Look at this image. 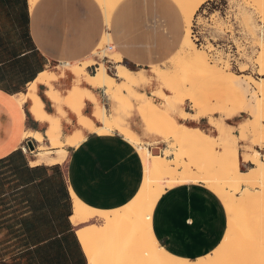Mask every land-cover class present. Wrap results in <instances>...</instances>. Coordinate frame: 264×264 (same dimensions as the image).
I'll return each mask as SVG.
<instances>
[{
    "label": "crops",
    "instance_id": "0c3cea01",
    "mask_svg": "<svg viewBox=\"0 0 264 264\" xmlns=\"http://www.w3.org/2000/svg\"><path fill=\"white\" fill-rule=\"evenodd\" d=\"M140 1L146 5L142 39L165 58L183 41L176 27H186L182 9L179 5L172 9L168 0H152L154 8L148 0ZM119 27L116 21L114 27L109 25L115 40ZM106 28L99 0H36L33 4L30 0H0V264H89L72 221V191L104 209L132 200L143 184L145 170L131 140L155 144L161 139L147 132V121L164 127L167 138L180 130V148L199 150V159L188 163L203 174L214 176L210 170L215 164L221 176L243 169L240 144L247 140L249 129L256 139L250 117L238 119L245 110L221 103L202 117H188L192 111L186 109L181 110L182 116H175L172 110L188 99L154 94L159 86L153 77H158L145 70L159 62L144 43H108L109 51L119 52L118 60L94 53ZM85 59H95L98 65H87L86 71L71 66L83 65ZM102 60L117 78L112 93L87 77L86 72L97 73ZM119 64L129 68L122 76ZM162 98L164 104L158 105ZM102 106L115 123L110 133L94 128L104 125L97 114ZM218 110L225 115L224 121L216 115ZM207 116L216 125L217 135L201 127L203 120L210 123ZM78 134L86 137L75 146L72 142ZM214 139L223 143L233 139V143L213 156ZM29 141L34 147L24 150ZM245 145L244 163L252 164L250 156L256 147ZM227 221L223 200L201 183L168 188L153 213L159 241L174 254L190 258L212 252L224 237Z\"/></svg>",
    "mask_w": 264,
    "mask_h": 264
},
{
    "label": "bare ground",
    "instance_id": "6f19581e",
    "mask_svg": "<svg viewBox=\"0 0 264 264\" xmlns=\"http://www.w3.org/2000/svg\"><path fill=\"white\" fill-rule=\"evenodd\" d=\"M35 1L36 0H30L32 4ZM119 1L120 0H99L105 12L107 26L102 41L94 51V53L99 57H103L106 54L111 55L113 53L115 60L121 58L118 51L110 52L107 46L108 43L111 42L109 25L111 22L113 11ZM176 1L182 9L186 23V32L183 41L175 54L177 55L176 57L178 60L176 66L187 67L193 64H197L202 72L211 73L215 78H219L231 73V69L228 68V70L221 68L217 62L212 63L208 54V50L199 47L195 39L192 37L191 32L193 16L195 12H197V10L200 8V5L206 0ZM194 2L196 3L193 4ZM249 21H252L255 26V28L251 26L249 28H252V31L256 33L257 28L255 21ZM260 38V42L262 45L264 36L262 37V35H260ZM261 45L260 47H263L264 49V44L262 46ZM261 61L262 64H264V56L261 58ZM90 64L98 65V62L95 59H85L83 60V65L80 64V66L78 63H71V66H73L76 71H79L80 69H86L85 66ZM128 71V67L124 66L123 64H119V75L122 76ZM86 73L87 77L93 84L104 88L113 86L116 80V76L109 71L106 64L103 62H100L97 73L93 75L88 74V72ZM228 77L229 75H227V78ZM246 80L249 84L254 85L260 93L264 94V75L260 76L259 78L250 75ZM237 85L238 87H241L240 84ZM84 90H86L88 93L90 92L87 89ZM263 94L262 96H264ZM262 96L260 97L258 102L260 114L263 116L264 97ZM38 102L39 99H37V103ZM33 109L36 113H38V105H35ZM209 113L210 112L206 113L204 111L200 113L198 111L197 117H202L203 115ZM97 114L100 116V118L104 119L108 115L107 108L104 106L99 107V109L97 110ZM94 128L95 130L100 132V126H96ZM260 128L262 129V131L258 133L259 135L256 141L264 145V126H260ZM177 132H180V130H178ZM36 135L41 138L38 133H36ZM131 141L136 146L142 158L144 168H148V171L150 173L152 172V174H156L159 170L170 171L171 169L169 168V166L173 162H178L179 165L175 170V172H177L174 175H171L170 177L165 178V180L157 181L155 183V185L157 186L156 188L158 189L157 191H166L170 187L184 183H201L207 186L216 194H218V196L223 200L226 209L228 210V214L230 213L228 216V218L230 219L228 220V228L229 226L234 225V223V226H236L238 223H236V219L234 218H239V216L242 218L244 214L242 220L245 218H247V220H244V222H240V224L244 223L243 225L245 226H241L240 228H248V230L251 232L247 231L249 233H247L246 235L252 234L251 237L254 240L253 243H256V239H258L257 242L261 244L259 238L256 236H258L257 231L263 233L259 230V227L261 228V230H264V153L258 146L252 151L250 162H252L253 165L248 167V169H242L233 174L218 177L203 174L202 172L193 168L186 161L184 155H182L179 150L173 148L179 146L180 142L179 144L176 142H172V146L163 147V153H159L160 151L158 153L153 151L154 153H152L150 144H143L133 139ZM65 158L66 157L64 156V159L62 158L61 161L63 162ZM242 190L244 191L243 194ZM72 192L74 198V213L72 215V221L77 226V233L84 246L89 264H191L192 258L174 254L173 252L168 250L156 236L153 229V213L157 203H153L150 200V187H147V189L143 192L141 191L140 193H137L132 198V200H130L126 204L111 209L92 206L83 201L75 193L74 190ZM256 206L257 208H259V211L256 210ZM255 211L258 212L256 215ZM239 213H241L242 215H239ZM252 214L255 215V218L252 217ZM258 219L260 222L257 221ZM254 220L257 222L255 226L258 224V222L260 223L257 225L258 227L256 226V228L253 225V223L255 222ZM245 221L247 224L245 223ZM234 226H232V228ZM251 226H253L254 228ZM229 229L234 232H228ZM229 229L227 230V233L234 234V236L229 234L227 235L229 236V240L227 239V246L225 245V238V240L223 239L222 241L225 246H223L221 243L222 246L219 245V249L216 248L212 251L215 252L216 256L212 257V255L210 257L209 253L206 255L198 256L197 258H195L197 260V264H226V261L227 264H264V244L259 245L258 243H256L259 246L255 245V247L257 246V248L254 249L255 251L252 249L254 252H251L250 249H247V247H249L247 246L248 242V245H251L250 241L248 240V238L246 239L243 234L242 236L240 234L244 233L246 230L242 229L245 231L241 232L242 230L239 229L238 225L235 227V229H231V227ZM260 233L259 236L261 237ZM230 237H232V239ZM235 238H238L240 242ZM243 240L245 241L244 243ZM245 243L247 244L245 245ZM237 246L240 249H237ZM241 247H243V249ZM245 251V255H248L246 257L243 254V252ZM216 252H220L221 254L219 253L218 255L216 254ZM251 254L254 255V257ZM181 257H184V260L178 261L177 259ZM229 258H231V262H229ZM222 260H225V262Z\"/></svg>",
    "mask_w": 264,
    "mask_h": 264
},
{
    "label": "rangeland",
    "instance_id": "374dc122",
    "mask_svg": "<svg viewBox=\"0 0 264 264\" xmlns=\"http://www.w3.org/2000/svg\"><path fill=\"white\" fill-rule=\"evenodd\" d=\"M168 1L171 5V8L174 10H177L178 5H179L178 2L176 0H168ZM148 2L154 8L155 6L154 2L152 0H148ZM195 3L196 2H194L193 4ZM144 8H146V5L144 4L143 1H140V0H120L118 2L112 14L110 28L114 27L115 21L118 22L120 24V27L118 30L120 35H119V39L115 40L114 34L110 33L112 43L116 44V43L126 42L127 40H133V41L140 40L141 43H144L142 39V36H143L142 19H143ZM196 20H198L201 23L200 29L202 33L199 39H197V36L195 35L197 28L194 27L193 25L194 22H196ZM249 20L255 21L256 28H257L256 33L252 31V28H249L250 26L255 28L252 21H249ZM192 22H193L192 32H191L192 37L195 39L199 47H202L208 50V54L210 56L212 63L217 62L221 68H224V69L229 68L232 70L231 73L227 74L229 75L228 77L229 79L227 78V75H224L219 78H215L211 73H204L200 70L197 64H193L187 67H184V66L177 67L176 64L178 60L176 57L177 55H175L177 48H173L170 53H166V57L164 58V57H161L158 51L148 43L147 44L144 43L146 45L145 46L146 50L152 53L154 57L156 58L155 61L159 63L154 64L152 70H151L152 64H150V66H148L149 69L145 70V73L150 76L154 74V76L158 77L157 79L153 77L156 84L159 86V88L156 91H154V94L158 93L160 96L169 98V99H172V98L188 99L184 103H178V106L176 107V109L172 110V113L177 117L182 116L181 114L182 109L192 111L190 113H187L188 117H192V116H197L198 111L200 113H202L203 111L206 113L211 112L216 107L220 106L221 103H228V104L242 107L245 111L239 114L238 119L242 120L246 118L247 120V118L250 117L251 122L254 124L255 131H256V139L251 129H249L247 140L244 142H241L240 144V154H241L240 165L243 169H248V167H250L253 164L244 163L245 160H243L242 153L246 149L245 144H252L253 147L258 146L261 150L262 148H264V145L256 141L259 135L258 133L262 131L260 126H264V114L262 113L263 116L260 114L259 102H258L263 93H260L254 85L249 84L246 80L250 75L256 78H259L260 76L264 75V70H262L264 69V64H262V61H261V58L264 56L263 54L264 49L263 47H260L261 45L260 35H262V37L264 36V0H206L200 5V8L197 10V12H195ZM150 23L151 22H149V24ZM176 27H177V31L181 39L185 35L186 27L183 24L176 25ZM164 28L167 31L166 36L168 37L169 41L171 43H174L175 41H174V37L171 31L165 26ZM193 28H194V32H193ZM263 42H262V45L264 44ZM120 52L122 53V51ZM107 55H109L111 58L115 60L113 53L111 55L106 54L105 56ZM105 56L101 58H104ZM101 62L105 63L103 60ZM123 63L129 66L128 64L129 62L127 60H124ZM116 82H117V78L113 86L106 88L108 93H112V90ZM141 82L142 80L140 79L138 84H140ZM237 84H240L241 87H238ZM83 92L88 93L86 90H84ZM163 104H164V99L162 98V102L159 103L158 105H163ZM167 111L170 112L169 110ZM216 115L220 118L221 121H224L226 119L225 115L223 114L221 110H218V112H216ZM208 118L210 120V123L207 124V122L203 120L202 123L200 124L201 127L204 128L206 131L210 132L212 135H217L218 129L216 125L210 119V117ZM180 119L183 120L184 118L182 117ZM102 120L104 121V125L100 126V133L112 132L115 128V123L112 117L108 114ZM84 122L86 124L87 123L89 124L90 120L88 118H84ZM188 123L193 124V122H188ZM146 129H147V132L150 134H157L161 136V139H158L159 142L155 144L152 142L151 143L140 142L143 144H150V147L152 148V153L154 152L158 153L159 151H160L159 153H163V147L159 148L156 146H159V145L172 146L173 144L172 142H176L178 144L180 142V132H176L171 137L167 138L165 137L164 127L157 125V124H149L148 121L146 122ZM234 132L239 133L240 129L238 127H235ZM85 137L86 136H84L83 134L76 135L73 139L72 144L75 146L79 145V143L82 140H84ZM155 138L150 139V140H154ZM232 143H233V139H229L227 143H223L217 139H214L212 141L211 155L218 156L219 154L217 152L218 150H224L225 144L231 145ZM152 146H155V147H152ZM173 148L176 150H179V152L182 155H184L186 161L189 163H191L192 159H199L200 157V152L196 148H192L189 146H183V145L181 146V148H180V145L177 147H173ZM178 165H179L178 162H173L169 166V168L171 169L170 171L159 170L156 174H152V172L150 173L148 171V168H144L143 169V171L145 170L144 182L140 190L137 193H140L141 191L143 192L147 189V187H150L151 188L150 200L153 203H157L165 191H157L158 189L156 188L157 186L155 185V183L157 181L165 180V178H168L171 175H174L177 172V171L175 172V170L177 169ZM210 172L214 176H218V177L221 176V172L217 164L213 165ZM143 177H144V174H143ZM243 192L244 191L242 190V194ZM255 208L256 210L259 209L257 208V206ZM257 213L258 212L255 211V215ZM227 214H228V210H227ZM240 214L241 213H239V215ZM252 215H253L252 217L255 216L254 214ZM240 218H241L240 216L239 218L238 217L234 218L236 219L235 220L236 223H238L237 225L239 229L246 230V231L242 230L241 232H244V231L245 232L240 233V234L241 236L243 234L244 237H246V239L248 238V240L250 241V244L253 246L248 245L249 242L248 244L245 243V245L247 244V246H249V247L246 246L247 249H250L251 252H254L255 251L254 249L257 248V246L255 247V245L264 244V241H263L264 240V234H263L264 230L263 229L261 230V228L259 227V230L263 233H260L259 231H257L258 236L256 237L259 238V241L261 242V244L257 242L258 239H256V243L258 244L253 243L254 240L251 237L252 234L246 235L247 233L251 231H249L248 228H243L245 227L243 225L244 223L243 224L241 223L242 225L240 224V222L242 221L244 222V220H247V218L243 220L242 218L240 220ZM228 220L230 219L228 218ZM257 221H259V219ZM228 222L229 221H227V228H226V232L223 237L224 240L226 238V242L224 241L226 246L229 240L228 239L229 236L227 235L229 234V235L234 236V234H231L234 231L232 232V230H230L229 228L231 227V229L233 228L235 229V227L237 226V225L234 226L235 225L234 223V225H231L228 228V225H229ZM259 222L258 224H260ZM256 223H257L256 221L253 223L255 228L258 225L257 224L255 226ZM232 226L234 227L232 228ZM241 226L243 227L240 228ZM228 229H229L228 232H231V233H227ZM259 233L261 237L259 236ZM230 238L232 239V237ZM223 239L221 240V242L218 244L216 248H218L219 245H221ZM236 240H239V239L237 238ZM244 242L245 241L243 240V243ZM222 245L225 246L223 243ZM241 248L243 249V247ZM237 249H240V248H238L237 246ZM240 251H243V250H240ZM219 253L220 252L218 253L216 252V254L218 255ZM245 253L246 251L243 252L244 256L245 257L248 256L247 254L245 255ZM209 255L210 257L212 255H213L212 257L216 256L215 252H210ZM252 256L254 257V255ZM230 259L231 258H229V260ZM177 260L182 261L184 260V257H181ZM225 260H222V261L225 262ZM229 262H231V260ZM191 264H197V260L195 258L194 259L192 258ZM226 264H227V261H226Z\"/></svg>",
    "mask_w": 264,
    "mask_h": 264
},
{
    "label": "built area",
    "instance_id": "2783aa9c",
    "mask_svg": "<svg viewBox=\"0 0 264 264\" xmlns=\"http://www.w3.org/2000/svg\"><path fill=\"white\" fill-rule=\"evenodd\" d=\"M194 27H196L197 28V31L195 32V35L197 36V39H199L200 38V36H201V29H200V26H201V23L198 21V20H196V22H194ZM193 32H194V28H193ZM196 33H198V34H196ZM194 35V34H193ZM194 35V36H195ZM108 58V57H107ZM96 69H97V67H95ZM24 150H27V149H29L30 148V146H29V144L28 143H25L24 144Z\"/></svg>",
    "mask_w": 264,
    "mask_h": 264
},
{
    "label": "water",
    "instance_id": "95a60500",
    "mask_svg": "<svg viewBox=\"0 0 264 264\" xmlns=\"http://www.w3.org/2000/svg\"><path fill=\"white\" fill-rule=\"evenodd\" d=\"M28 143H29V145H31L32 148L34 147L32 141H29Z\"/></svg>",
    "mask_w": 264,
    "mask_h": 264
}]
</instances>
